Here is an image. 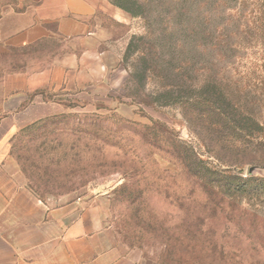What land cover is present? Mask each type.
Instances as JSON below:
<instances>
[{
    "label": "rangeland",
    "instance_id": "1",
    "mask_svg": "<svg viewBox=\"0 0 264 264\" xmlns=\"http://www.w3.org/2000/svg\"><path fill=\"white\" fill-rule=\"evenodd\" d=\"M108 1L135 15L121 98L24 133L14 155L27 185L62 202L102 195L125 241L160 263L264 264V206L236 193L264 178V44L251 34L234 52L227 32L216 49L228 13L213 0ZM213 80L241 106L227 116L238 130L200 109Z\"/></svg>",
    "mask_w": 264,
    "mask_h": 264
},
{
    "label": "crops",
    "instance_id": "2",
    "mask_svg": "<svg viewBox=\"0 0 264 264\" xmlns=\"http://www.w3.org/2000/svg\"><path fill=\"white\" fill-rule=\"evenodd\" d=\"M131 19L108 0H0V264H163L125 241L102 195L38 198L14 155L30 129L118 103Z\"/></svg>",
    "mask_w": 264,
    "mask_h": 264
},
{
    "label": "trees",
    "instance_id": "3",
    "mask_svg": "<svg viewBox=\"0 0 264 264\" xmlns=\"http://www.w3.org/2000/svg\"><path fill=\"white\" fill-rule=\"evenodd\" d=\"M260 1V4H259ZM262 0H213L210 5L214 7L219 17L227 12V16L222 20L224 24L216 25V31L220 32L218 36L220 40L215 44V48L221 49L227 44V32L229 36L234 37V41L230 46L234 52H240L242 48V42L245 41L252 34L256 38V42L264 44V15H262L261 9ZM132 17L135 15L123 7L119 6ZM209 22V20H208ZM227 26V29L225 28ZM257 43V44H258ZM225 46V47H226ZM203 54H208V47H202ZM220 50L219 57L224 58V52ZM213 85L205 90L208 93V99L200 98V109H203L206 113L214 114L220 122L218 124L222 126H232V123L228 121V114L242 115L241 106L232 99L231 93L225 90L220 83H216L213 80ZM204 112V113H205ZM235 125L232 126L233 130H238ZM241 183L237 184V194H246L253 200L250 206L253 208L264 206V178L249 176L240 180Z\"/></svg>",
    "mask_w": 264,
    "mask_h": 264
}]
</instances>
